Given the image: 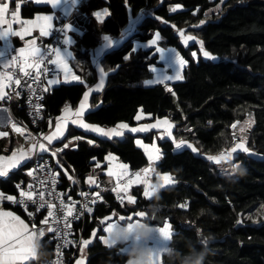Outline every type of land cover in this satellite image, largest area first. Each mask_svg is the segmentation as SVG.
Masks as SVG:
<instances>
[{"label": "trees", "instance_id": "trees-1", "mask_svg": "<svg viewBox=\"0 0 264 264\" xmlns=\"http://www.w3.org/2000/svg\"><path fill=\"white\" fill-rule=\"evenodd\" d=\"M216 3L210 0H127V4L125 0H89L85 3L81 12L87 20L79 41L75 39L77 47L82 44L95 49L103 35L116 39L132 20L140 16L143 19L130 38L103 56L106 68L113 70L103 91L93 96L92 106H99L86 113L84 121L105 129L119 123L134 127L140 111L151 117L148 123L167 119L174 126L173 140L183 139L197 151L187 146L177 149L170 139H153L156 133L152 131L142 138L146 144L156 140L161 154L156 169L175 180L171 187L160 190L163 208L159 216L171 215L170 223L177 237L195 239L198 232L214 234L216 240L210 245L215 252L210 257L212 264H264V223L254 226L241 220L242 214L254 205L264 204V0H226L223 11L207 20L205 13ZM175 6H180L182 11L173 12ZM103 8L110 14L99 23L93 13ZM50 12L47 6L27 4L21 8L20 15L28 19ZM201 20L206 23L200 24ZM197 24L204 50L217 60H205L201 56L195 60L192 53L198 46L191 44L186 48L181 44L177 32ZM155 32L160 34L162 45L176 50L187 61L180 81L145 86V81L151 78L149 67L158 64V58L153 50L130 52L131 40L138 38L146 42ZM129 52L130 58L125 60L123 57ZM84 92L82 85H61L49 93L47 90L46 120L58 116L65 103L77 104ZM11 111L15 118L27 123L20 102H12ZM249 115L253 126L247 131L246 146L256 157L243 153L233 157V165L245 170L243 176L220 174L207 156L234 146L237 139L232 125L241 124ZM78 134L92 140L94 146L80 142L77 150L64 152L63 159L81 181L91 170V160L103 163L109 154L118 157L133 172L147 165L144 152L135 143L137 136L125 134L120 140L110 141ZM21 171L9 180L0 181V189L15 195L20 179L21 184L28 179ZM141 193L142 188H131L130 195L136 198L134 205L119 204L109 192L103 193L104 202L96 208L91 223L85 222L84 238H90L95 222L106 215L113 212L129 215L145 210L152 199L146 201ZM185 202L187 208L176 206ZM200 209L206 214L201 216ZM14 212L24 217L21 212ZM43 245L53 254L47 238ZM86 249V264L126 262V254L104 246L97 239Z\"/></svg>", "mask_w": 264, "mask_h": 264}, {"label": "snow or ice", "instance_id": "snow-or-ice-1", "mask_svg": "<svg viewBox=\"0 0 264 264\" xmlns=\"http://www.w3.org/2000/svg\"><path fill=\"white\" fill-rule=\"evenodd\" d=\"M13 2V0H0V42L4 43V49L0 50V99L4 98V88L6 84L8 83H15L16 85H20L22 82V78L19 76V73H23L24 77H32L33 73L29 72V69H35V76L34 81L39 80L40 76L49 73L53 78L49 79L47 75H45V79L47 80V83L49 85L56 84L59 82V71H62L65 74V80L68 78V74L70 72L69 68V61L71 59V52H69L67 49L63 47H50L42 50L40 47H37L36 40H30L27 42L26 47H20L19 49H13L10 37L11 36H17L20 39H24V37L31 33L33 28L39 29V34L41 36H49L51 34V30H53L52 20L53 16L50 15H37L35 20L31 19H21L20 17V7L21 3L20 0H15V7L14 9L10 8V4ZM36 2H41V0H36ZM45 3L51 4L52 8H58L62 4H68L69 2L72 4L73 7H77L80 3V0H43ZM125 3L127 4V0H125ZM179 7V6H177ZM175 9H173L174 11ZM107 9H101L98 11H95L93 15L96 17V19L100 22H102L103 17L109 15ZM67 15V13H66ZM11 17L9 20L8 17ZM157 19H160L157 17ZM19 24L20 27L18 29L13 27V24ZM204 21L201 20L200 24H203ZM6 25V27H3ZM75 30V26L71 22L63 23L62 26L59 29H55V31H58L62 34H64V44L70 45L73 40L72 37L68 36V32H72ZM123 33L121 35V38H123ZM181 37L185 44H187L188 41L196 40V37L192 35L184 36V34L181 32ZM160 39V34L157 32L155 33V38L148 41V44L145 46H151L156 45ZM102 40L104 42V48H107L108 46L113 44V39L109 35H103ZM200 43V51L203 53V56L206 58H214L212 54L206 50H204V45L202 41H197ZM15 52V54L11 55V58H9V55L11 52ZM136 48L133 47L130 52H135ZM157 52H160L161 54L164 52L163 48H156ZM170 52L173 53L172 56L169 57V66L173 67L175 69L174 75L172 76H165L163 77L164 80H180L183 79V76L181 75L180 69L184 67V65L187 63L186 60H184L182 57H180L179 53H176L174 49H170ZM130 52L128 54H125L123 57L125 60L130 58ZM193 56L196 55V53H192ZM18 66V72H13L11 69ZM118 67V66H117ZM113 69H109L108 72H111ZM99 71V83L95 84L96 90H99L102 88L105 77L108 73L105 72V69L103 67H98ZM72 80L78 81L82 84H85V87L88 88V91H85L83 94V99L80 101L79 108L75 111V113H72L76 119L72 120V123L77 124L86 130H90L93 132L98 133L99 135L106 136L108 138H111L112 136H122L123 130H129L131 132H136L138 130L143 131L146 128L149 127H157L160 124V121H157L155 125H145L144 127L137 129V128H129L128 124L126 123H119L114 128L111 129H104L102 127L96 126V125H90L84 123L83 119L81 117L83 116V113L85 109L87 108V101L89 99V91L91 90V85H88L85 83L84 80L81 79L80 76L72 75ZM153 81H145V83H152ZM30 92H34L33 89L29 86ZM170 90V89H169ZM171 91V90H170ZM19 94V93H17ZM174 94V93H173ZM38 99L40 97H37ZM34 107H39V105H35ZM6 111V109H5ZM64 112L71 113V109L69 107H65ZM10 119V118H9ZM137 119H140L139 116H137ZM164 124L167 125V130L169 136H171V128L172 124L169 123L167 119L163 121ZM247 123V122H245ZM13 127L15 128V124H13ZM233 128L236 127L235 124L232 125ZM56 133H53L52 135H49L46 137L48 144L51 145L52 141L56 138H58V135L61 133V124L59 120L56 123ZM245 129L244 127H241L240 131L243 132ZM16 131H20L19 128H16ZM7 135V133L0 131V136ZM74 139H80V137H75ZM89 143H93V141L89 140ZM139 144L140 142L137 141ZM173 143L175 144V147L177 149H180L182 146L187 145V147L192 148L193 151H197L191 143H188L187 141L181 139L179 141L173 140ZM64 147H68V144H65ZM152 149L159 153V149L155 147V145L151 146ZM39 148L44 151H48L50 149L46 148L43 143L39 144ZM61 149H55L52 151V155L55 156L58 151ZM238 150L242 151L244 153H249L250 149L245 145L244 139H241L239 143H236L234 146H231L227 148L225 151H221L216 155H208L207 159L209 161H213L216 164H220L222 161L230 160L232 158V155L234 153L238 154ZM147 152V149H146ZM149 160L152 161L153 159H159V155H156L153 157L151 152H147ZM24 158V154L22 153L21 156L17 157L16 152H13L11 157H5L0 156V176H6L7 175V168L3 165V161L6 159L10 161L9 167H14L16 164L20 162L21 159ZM106 159H115V157H112L111 154H109ZM127 165L121 164L119 165L120 169H123L124 171L122 173H119L117 175L119 176H126L127 173ZM238 167V166H236ZM151 171H155V169H151ZM150 172L149 168L141 169L139 172L134 174V179H130L127 182V185L124 186L123 190L127 192V187L130 186L133 183H142L145 185L143 190V195L145 197H152L154 192L156 191L157 186L160 188L163 185H170L174 184L175 180L174 178L168 174L165 173L163 175L157 173V177L159 181H162V183H156L152 184L149 180L145 179L144 176H147ZM31 175V173H29ZM114 173L110 170L109 175H113ZM144 174V175H142ZM91 179V178H90ZM52 183L54 184L55 181L53 180ZM20 186L17 185V188ZM29 188L31 189L32 186L29 185ZM120 190L119 183L117 184V189ZM52 193H49L51 195ZM21 197H27L28 200L33 199V191H21L20 193ZM82 196H87V193H81ZM99 195L98 193L96 194ZM4 193L0 192V199H3ZM8 200H14L15 198L13 196H7ZM40 201H44V193H39ZM128 202L130 204L136 203V198L134 196H127L126 197ZM36 203V201H33ZM21 204H24V200H20ZM76 202H72V204L65 205L63 200L60 202V210L65 212L64 216H56L53 209L56 207V205L52 204L51 202L44 201L42 203H39V207L43 208L45 204H47L48 207V217H54L53 223L59 224L63 222L66 227L70 226V222L68 221V217L73 216L74 211V204ZM179 208H187V203H180L176 205ZM83 208H86L88 212H91L92 209L87 206V204L82 205ZM31 214V213H30ZM82 214V213H80ZM113 217H118L114 222L107 223L105 227H103L102 231L106 234L110 232V230L115 226L116 221L120 222H127V228L131 230L135 224L140 223L141 219L145 217V211L144 210H136L133 211L129 215L124 214H118L116 212H113L109 215L104 216L100 220V225L105 224L106 221L111 220ZM137 218V219H134ZM47 220L41 221V223H46ZM240 220H237V223H240ZM33 231H29V226L25 224L23 220L20 219L19 216H15L12 212H6L0 210V264H23L24 261H31L33 259H36V249L34 247L36 238L39 237L42 238L45 236V229H36V225H33ZM53 231V228L49 226L47 228V232L51 233ZM158 231L160 233L161 238H156L153 241V247L155 249H160L165 246L162 242H167V240L172 237L174 233V226L169 223L168 221H165L163 223L162 227H158ZM61 233L59 230H57V236H60ZM66 236L67 233H64ZM96 235L95 230L93 231V236ZM100 240L103 241V243L110 247V241L108 239V236H100ZM41 243L43 244L42 239H40ZM65 243H69V241L65 240ZM83 245H88L90 243V240L85 239L82 241ZM83 251V249H81ZM122 254H125L127 249H121L120 250ZM57 253L59 254V246L57 247ZM56 264H59V261L56 262ZM76 264H84L83 259H78L76 261Z\"/></svg>", "mask_w": 264, "mask_h": 264}, {"label": "crops", "instance_id": "crops-1", "mask_svg": "<svg viewBox=\"0 0 264 264\" xmlns=\"http://www.w3.org/2000/svg\"><path fill=\"white\" fill-rule=\"evenodd\" d=\"M88 1L89 0H80V3L77 7H73L72 4L69 2L68 4H62L60 7L54 9V8H52L51 4L45 3V2H43V0H41V2H39V3L36 2V0H20V3H21L20 11H21V8L26 6L27 4H33L36 6H47L51 11L50 13L37 14V15L53 16V20H52L53 28L57 27V25L59 24V21H58L59 16L65 17L68 20L67 22H71L75 26L74 31L67 33V35L72 37V40H73V42L70 45V48H67V50L69 52H71V59L69 61L70 72L68 74V78H67V80H65V74L59 70V73H60L59 82L56 84H51V85L48 84V93L53 88H57L61 85H69V86L70 85H82L85 88V91H88L89 89L85 87V84H82L78 81L72 80L73 74L80 76L81 79L84 80L86 84L91 85V90L89 91V99L87 101L88 106L85 109L83 116L81 117V119H83V121H84V116L86 113H88L89 111H91V110H93L99 106L98 104L95 106H92L93 96L101 93L103 91V89L106 87L105 82H104L101 89L96 90V88H95V84L99 83L98 67H103L105 69V72L108 73L105 77L106 79L111 74V72L106 71V66H105L104 61H103V56L105 55V53L107 51L114 49V48H117L125 40H127V38H130L134 34V31L136 30L138 23L143 19V16H140V17H137L136 19L132 20L130 22V25L127 28H125V30L123 31V34H124L123 38H121V36L116 38V39L112 38L113 44L108 46L107 48H104V42L102 40L103 36L100 37V39H98V46L95 49L94 48L89 49V47L88 48L84 47L82 44H79L77 47V46H75V44H76L75 39L77 38V40L79 41V38L81 37V35L83 33L85 22L87 20L85 14H83L81 12V8ZM14 7H15V0H13V2L10 4L11 9H14ZM103 9H105V8H103ZM173 9H175L173 12L182 11V8L180 6L179 7L175 6ZM66 13H67V15H66ZM37 15H35L33 18H28V19L35 20ZM107 16L103 17L102 21H104L105 18H107ZM20 17H21V15H20ZM94 18L96 19L95 16H94ZM21 19H25V18L21 17ZM96 21L101 23L97 19H96ZM67 22H65V23H67ZM3 27H6V25H4ZM13 27L18 29L20 27V25L14 23ZM155 33H152L153 38H155ZM46 38H47V36H41L39 34L38 28H33L31 33L26 35L23 40L17 36H11L10 40H11L12 47L15 49H19L20 47H26L27 42L30 40H36L37 47L41 48L43 45V42L46 40ZM132 43H133V47H135L136 49H139V48L145 49V48H147V46H145V45L148 44L147 41L141 42L138 38L132 40ZM3 49H4V43L0 42V50H3ZM183 70H184V68H183ZM183 70H182V72H183ZM154 73H156V72H154ZM180 80L167 81L164 83L157 82L154 84L145 83V86L173 83V82H177ZM3 91H4V98L0 99V131L7 133V135L0 136V156L11 157L13 152H16L17 157L21 156V154L23 153L24 158L21 159L20 162L18 164H16L14 167H9V164H10L9 160L6 159L5 161H3L2 162L3 165L7 168V175L6 176H0V181L9 180V178L13 174H16L17 172H19L21 170H22L21 175L26 178L28 165L30 164V162L32 161V159L34 157L44 156V155L48 154L49 152L52 153V151H50V150H48V151L41 150L39 148V144H41V143L29 134L28 129L26 127V122H22V121H20L14 117V115L11 111V104L14 101L12 100L9 102L7 86H5ZM82 99H83V95H82L81 99L79 100V102H77V104H75L74 106L69 104L68 102L65 103L60 114L58 116H55V117L47 118L45 125H44L43 129L41 130V136H42V140L45 141V143H43L45 145V147L49 146V147H51V149L53 151L55 149H61L60 151L57 152V155L54 156V166L57 169V171L60 173V175H61L65 185H67L71 195H76L78 188H96L102 193L108 192L109 186L112 183V176L115 175L116 172L120 170L119 165L123 164L120 161V159L114 155H112V157H115V159H106V157L109 156V155H107L105 157L103 163L97 162L95 159H93L90 162L92 164L91 170L84 176L83 181H81L76 176L74 171L67 165V163L63 159V153L68 152V151L77 150L80 142H86L91 147L94 146V144H95L94 142L89 143L88 141L90 139H87L84 136L79 135L78 134L79 132L82 133L83 135L93 136V137H96L98 139H108L110 141L120 140L125 134H131V135L139 137V138L135 139V143H136L137 147L144 152V155L147 159V165L145 167H143L142 169H144V168L150 169L149 174L147 176H144V178L149 180L152 184L162 183V181L158 180V177L156 175L157 173H159V171H157V169H156V166H157V163L159 162V159L161 158V154H160V152L156 153L152 149L151 146L155 145V147L158 148L156 140L157 139L158 140L163 139L162 137L164 134L166 136H168L167 125L163 123L164 120L163 121L161 120L159 126H157V127H149L143 131L138 130L136 132H131L129 130H123L122 136H119V137L112 136L111 138H108L106 136L99 135L96 132L86 130L85 128H83L81 126L72 123V120L76 119V117L72 113H75V111L79 108L80 101ZM66 106L71 109V113L66 114L64 112V109ZM5 109H6V111H5ZM137 116H139L140 119H137V117H136V121H137L136 126H134V127L129 126V128L140 129V128L144 127L145 125H155L157 123V121L152 122V123L146 122L151 117L143 114L141 111L138 113ZM58 120L61 124V133L58 135V138L54 139L52 141V144L49 145L46 137L49 135H52L53 133H56V131H57L56 130V123ZM84 123L88 124L85 121H84ZM13 124H15V126H16L15 128L13 127ZM16 128H19L20 131H16ZM173 128H174V126H172V128H171L172 131H173ZM106 129H111V128H106ZM151 131L156 133V134H153V139H156V140H153V142L150 144H146L143 142L142 138L146 134L147 135L150 134ZM157 132H159V133H157ZM164 132H166V133H164ZM16 136H18V137H16ZM19 136H21L22 140L19 139ZM75 137H80V139H74ZM137 141H139L140 143L138 144ZM65 144H68V147H64ZM146 149H147V152L152 153L153 157H155L156 155H159L160 158L159 159H153L152 161H150L148 154L146 152ZM153 168L155 169V171H151V169H153ZM110 170L114 173L113 175H109ZM139 171H137V172H139ZM142 175H144V174H142ZM161 175H163V174H161ZM22 181L23 180L21 178L19 183L21 184ZM20 184H17V185H20ZM135 184L139 185V187L142 188L141 194L146 201H149L152 199V197H145L143 195V190L145 187L144 184H142V183H135ZM172 185L173 184L163 185L162 187H160V190H164L168 187H171ZM0 192L4 193V197H5L3 199H0V210L6 211V212H12L15 216H19L20 219L23 220L25 222V224H27L29 226V231H33V228L27 223V221L25 220V218L23 216H21L20 214L14 212V211L9 210L8 208H6L4 206L3 202L5 199H7L6 197L7 196H13V195L8 194L6 192H3L1 189H0ZM131 205H134V204H131ZM92 219H93L92 217H88L86 219V222L88 224H90ZM116 219H118V217H113L111 220L106 221L105 224H103V225H100V223H99L100 220L98 222H95L94 228L91 229L90 238L88 239V240H90V243L93 240L97 239L104 246H106L103 243V241L100 240L99 237L102 235H104V236L107 235L106 233H104L102 231L103 227H105L107 225V223L114 222ZM134 219H137V218L134 217ZM154 225H156V224H154ZM156 226L159 227V225H156ZM94 230L96 232L95 236H93ZM44 239H43V241H44ZM162 243H164L166 245L168 242H162ZM86 247H87V245H85L81 248L84 251L82 255L80 254L81 249L79 250L78 256L76 257L74 264H76V261L78 259H83L84 264H86V261L88 258ZM120 250L121 249H119V251ZM120 253H121V251H120ZM161 263H162V261H161ZM23 264H38V263H36V259H33L31 261H24Z\"/></svg>", "mask_w": 264, "mask_h": 264}, {"label": "built area", "instance_id": "built-area-1", "mask_svg": "<svg viewBox=\"0 0 264 264\" xmlns=\"http://www.w3.org/2000/svg\"><path fill=\"white\" fill-rule=\"evenodd\" d=\"M8 19L10 20L11 17ZM58 21L59 24L57 27L51 30V34L47 36L46 40L43 42L41 47L42 50L53 46L63 47L65 49L70 48L71 44H64V34L55 31V29H59L62 24L68 20L63 16H59ZM12 54H15V52H11L9 58H11ZM11 71L18 72V66L11 69ZM28 71L33 73V76L24 77L23 73H19V76L22 78L20 85H16L14 82L6 84L8 89V99L9 102L12 100L20 102V105L27 118L26 127L29 134L40 143H45V141L42 140L40 132V127L46 120L45 94L48 90V83L44 77L45 75H47L49 79L53 77L51 74L45 73L40 76L39 80L33 82L35 69H29ZM29 86L34 90V92H30ZM37 97L40 98L38 99ZM35 105H39V107H34ZM46 148L50 149V151H53L49 146H46ZM123 171V169H120L115 175L112 176V183L108 189V192L113 196L114 201L119 204L128 202L126 197L130 195V190L132 187H139V185L133 183L127 187V192H125L123 190L124 186L127 185L128 180L134 179V174L137 172H133L129 169V167H127L128 174L126 176L117 175ZM29 173H31V175ZM27 176V181L23 184H20V187L16 190V194L13 195L15 199H5L3 204L6 205L11 211L21 212V214L24 215L27 223L32 228L33 225H36V229H45V236L40 239L43 241L44 238H47V242L52 244L53 260L56 262L59 261V264H68L69 261L75 262L79 250L85 246L83 245L82 241L85 240L83 236V230L86 219L88 217H92L96 208L104 202V194L96 188H78L76 195H71L60 173L54 166V156L51 152L44 156L34 157L28 165ZM53 180L55 181L54 184L52 183ZM118 183L120 185V190H115L117 189ZM29 185L32 186L31 189L29 188ZM21 191H33V199L28 200L27 197H21ZM40 192L44 193V201H48L56 205V207L53 209L56 216L62 217L65 215V212L61 211L59 207L61 200H63L65 205L76 202L74 204L73 216L68 217L70 226L66 227L63 222L59 224L53 223L54 217H48L47 215L49 210L47 204H45L43 208L39 207V203L44 202L40 201ZM49 193L52 194L49 195ZM81 193H87L88 195L82 196ZM97 193L99 194L98 196L96 195ZM21 199L24 200V204L20 203ZM33 201H36V203ZM84 204H87V206L91 208L92 211L88 212L86 208H83L82 205ZM45 219L47 222L41 223V221ZM49 226L53 228L51 233L47 232V228ZM57 230L60 231V236H57ZM64 233H67V235L65 236ZM65 240L69 241V243H65ZM58 246L59 254L57 253Z\"/></svg>", "mask_w": 264, "mask_h": 264}, {"label": "clouds", "instance_id": "clouds-1", "mask_svg": "<svg viewBox=\"0 0 264 264\" xmlns=\"http://www.w3.org/2000/svg\"><path fill=\"white\" fill-rule=\"evenodd\" d=\"M245 170L237 167L233 174L243 176ZM163 205L161 204L160 188L157 186L152 195V202L147 206L145 217L140 223L135 224L131 230L127 228V222L116 221L115 226L107 234L111 249H127L125 264H212L210 257L215 255L214 249L210 247L216 240L212 233L198 232L195 239L192 237L179 236L173 233L167 240V244L160 249L153 247V241L161 238L158 226L152 221L161 214ZM201 216L206 214L204 209H200ZM34 247L38 264H56L39 237L36 238Z\"/></svg>", "mask_w": 264, "mask_h": 264}, {"label": "rangeland", "instance_id": "rangeland-1", "mask_svg": "<svg viewBox=\"0 0 264 264\" xmlns=\"http://www.w3.org/2000/svg\"><path fill=\"white\" fill-rule=\"evenodd\" d=\"M210 1L212 3H214V2L218 3L219 2V0H210ZM225 1L226 0H221V2H219L220 4L219 3L218 4L217 3L214 4L205 13V17L204 18L209 20V19H212L213 17L218 16L223 11L222 5L224 4ZM205 23H206V21H204L203 24H205ZM199 25L200 24L193 25V26L191 25L189 27H186V28L178 31L177 34L180 37V42L186 48L189 45H191V44H195V45L198 46V50L196 52H193V53H196V55L195 56L192 55V57L195 60L198 59V56H201L205 60L215 61V60H217V58H215V57L214 58H206V57L203 56V53L200 51V43L197 42V41H200V39H199V35L197 34L198 32L196 31V29H198L200 27ZM181 32L184 34V36L192 35V36L196 37V40L188 41L187 44H185V42L183 41V39L181 37ZM151 39H153L152 35H151ZM131 42H132V40H131ZM147 43H148V41H147ZM132 45H133V43H132ZM156 48H163L164 52L161 54L160 52L156 51ZM170 49L171 48H166L164 45H162L161 38L159 39L157 45L147 46V48H145V49H141V48L136 49V51H138V50H141V51L153 50L154 51L153 54H155L157 56V58H158V64L149 67L150 70H151V78L148 79L147 81H149V80L153 81L150 84H154V83H157V82L164 83V82H167V81H174V80H164L163 79V77H165V76L174 75V72H175V69L173 67L169 66V63H170L169 57L173 55V53L169 51ZM175 52L178 53L176 50H175ZM185 66H186V64L184 65L183 68H185ZM183 68L180 69L181 75L183 73L182 72ZM106 71L108 72L107 68H106ZM154 72H156V73H154ZM108 79H109V77H107V79L105 78V85H107L106 83H108ZM245 122H247V123H245ZM252 126H253V120L251 119L250 115L241 124H236V127L233 128L235 137L237 139L236 143H239L241 139H244L245 145L247 144V140H248L247 139V131L250 130L252 128ZM241 127H244V129H245L243 132L240 131ZM164 133H166V132H164ZM16 137H18V136H16ZM162 138L170 139L171 141H173L172 130H171V136H169V134H168V136H166L164 134ZM19 139L22 140L21 136H19ZM184 146H187V145H184ZM241 153H243V154H245L247 156H250V157H256L251 152L244 153V152L238 150V154H241ZM235 155H237V153H234L230 160L222 161L220 164H216L213 161H211V162L215 163V165L219 169V173L220 174H223V175H234L233 172H234L235 169H237L236 166H238V164L233 165V163H232V161H233L232 159H233V157H235ZM241 220H243V222H248L249 224L254 225V226H259L262 223H264V204L258 203L256 205H254L247 213L242 214ZM243 222L241 221L239 224L243 225ZM159 227H161V226H159ZM83 252L84 251H81L80 254L82 255Z\"/></svg>", "mask_w": 264, "mask_h": 264}, {"label": "water", "instance_id": "water-1", "mask_svg": "<svg viewBox=\"0 0 264 264\" xmlns=\"http://www.w3.org/2000/svg\"><path fill=\"white\" fill-rule=\"evenodd\" d=\"M165 221L171 222V215L159 216L156 220L152 222L156 225L162 226ZM36 263H38L37 260H36Z\"/></svg>", "mask_w": 264, "mask_h": 264}]
</instances>
